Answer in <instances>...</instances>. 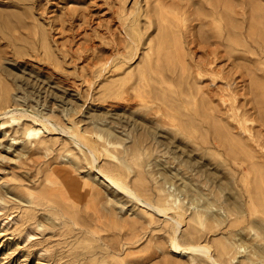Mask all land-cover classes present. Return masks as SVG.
Segmentation results:
<instances>
[{
	"label": "rangeland",
	"instance_id": "374dc122",
	"mask_svg": "<svg viewBox=\"0 0 264 264\" xmlns=\"http://www.w3.org/2000/svg\"><path fill=\"white\" fill-rule=\"evenodd\" d=\"M176 4L200 17L189 20L197 36L217 24L237 31L240 45H248L233 50L242 56L237 74L244 72L248 96L264 110V49L257 42L264 38V0H165L163 7ZM162 10L155 0H0V96H21L13 104L26 107L13 119L0 97V264H192L190 254L171 246L172 220L106 176L142 195H165L177 192L190 159L196 170L221 159L201 157L191 140L174 138L167 122L151 118L156 112L170 119L168 104L182 105L173 96L185 85L159 68L167 60L157 49L175 42ZM120 22H129L126 32ZM143 100L148 110L138 109ZM23 113H40L62 128L42 129L43 141L21 151L24 127L41 126ZM102 122L116 125L118 137L123 129L139 148L127 154L122 140L114 147L95 129ZM79 132L92 140L93 152L76 142ZM187 227L181 226L186 235Z\"/></svg>",
	"mask_w": 264,
	"mask_h": 264
},
{
	"label": "bare ground",
	"instance_id": "6f19581e",
	"mask_svg": "<svg viewBox=\"0 0 264 264\" xmlns=\"http://www.w3.org/2000/svg\"><path fill=\"white\" fill-rule=\"evenodd\" d=\"M155 1L160 4L163 14L164 11L167 12L166 22L163 24L172 29L175 40L173 49L169 47L172 50L165 52L163 49H157V58L167 60L165 66L159 68L162 72L168 71L173 76L177 75L185 85L179 91L176 90L173 96V99L180 100L182 105L168 104L167 110H171L170 119L156 112L151 118L157 120L160 126L167 122L174 138L180 136L185 144L191 140L192 151L201 157L221 155V159L215 162L216 165L212 163L214 167L209 165L212 168L208 169L209 166L206 165L207 168L197 170L194 167L195 161L190 159L189 164L183 168L184 176L181 184L177 185V192L169 191L165 195L158 191L142 195L116 178L106 176L122 191L172 220L171 246L190 254L192 264H264V110H260V102L249 97L250 91L253 90L244 82V72L237 74L241 69H237L235 63V60L242 56L233 52L236 48L248 50V45H240L235 38L237 31L228 25L217 24L214 31L203 29L204 33L197 36L194 29L197 23H189V20L198 18L195 12L183 9L182 4L174 5L170 11L163 7L165 0ZM212 14L215 20L216 16ZM132 22L133 20L130 23ZM212 22L214 21L211 19L203 21L213 29ZM120 23V28L126 32L129 22L128 25ZM159 24L161 25L160 22ZM167 32L170 33V29ZM169 37L160 41L168 43L166 41H169ZM246 39L249 40L248 37ZM258 39V46L264 49V38ZM188 44H192L191 48ZM189 52L192 56L187 61ZM0 56H3L1 50ZM194 82L199 85H194ZM161 87L159 86V89ZM0 97L4 114L11 113L13 119L18 111L22 113L26 108L17 109V103L13 106V101L19 103L23 98L21 96L16 97L4 91ZM148 107L143 100L138 109L148 110ZM179 110H184V113ZM23 114L32 116L34 123L39 122L41 126L24 127L25 143L21 151L32 149V144L38 145L43 141L42 129L62 128L40 113ZM184 115L189 117H183ZM222 120L224 123H221ZM104 123L102 122L101 126L96 125L95 129L100 131V135L106 134L107 140L114 147H117L116 142L119 140H130V135L123 132V129L120 130L123 137H118L119 128L112 123ZM193 128L206 130L198 132ZM15 134L17 137L14 138L18 139V131L15 130ZM74 136L80 146H85L89 152L95 150L92 140H85L81 132L75 133ZM139 146L137 141L132 144L127 142L125 153L133 154L132 149H138ZM203 174L211 176L203 180ZM223 179L231 186L225 185ZM187 210H190V213L186 214ZM141 211L146 213L149 210L142 207ZM137 221L143 227V222ZM185 222L188 223L187 235L181 228ZM217 234L220 236L211 237Z\"/></svg>",
	"mask_w": 264,
	"mask_h": 264
}]
</instances>
